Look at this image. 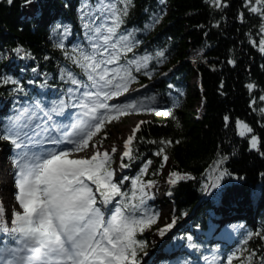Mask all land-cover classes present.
<instances>
[{
    "label": "trees",
    "instance_id": "trees-1",
    "mask_svg": "<svg viewBox=\"0 0 264 264\" xmlns=\"http://www.w3.org/2000/svg\"><path fill=\"white\" fill-rule=\"evenodd\" d=\"M32 2H42L40 10L49 18V28L35 25L31 18L23 19L25 0H14L11 5L7 0H0V77L9 75L21 80L27 95L19 94V100L25 103L35 96L29 87H41L40 82L45 80L47 87L43 89L47 93L56 90L50 100L56 99L63 91L62 68L68 67L79 73V68L67 61L57 47L61 39L53 29L58 24L72 27V34L63 41L69 50L73 44L87 43L86 29L78 11L84 0ZM161 7L166 12L162 19L155 21ZM241 11L245 13L244 21L238 18ZM52 14L57 15L53 21L50 19ZM262 21L264 17L251 12L246 0H228L222 8L213 5L211 0H163V3L161 0H133L124 25L129 30H140L135 33L143 41L136 49L137 55L147 52L156 56L158 50H165L167 59L163 64L155 59L150 62L155 74L149 77L138 73L139 83L133 86L145 89L138 96L157 97L156 101L144 100L145 104L170 109L178 105L174 108L178 122L162 114L136 113L146 123L141 125L138 139L134 141L137 158L125 168L126 179L120 183L125 192H130L144 163L152 161L142 180H167L166 199L172 205V218H177L175 226L166 229L165 235L181 227L187 219L191 225L189 229L176 232L167 247L172 254L193 264H199L202 254L212 245L224 253L225 264L226 256L234 252L239 254L233 264L246 260L249 250L253 253L252 264H262L264 258V156L260 154L264 147L253 149L252 133L241 136L238 127V121L244 120L260 138L258 144L264 145V99H261L264 97V52L258 47ZM59 31L62 32L63 28ZM18 46L23 51L16 54L13 50ZM25 52L30 55L25 56ZM128 55L131 57L132 54ZM232 59L237 61L235 65L231 63ZM34 68L36 71H32ZM43 73H48V77ZM193 76L198 80L195 90L189 85ZM81 78L86 79L83 75ZM250 83L257 87L249 88ZM141 84L144 87H140ZM13 87V84H0V110L5 106L4 98L16 95ZM12 100L9 105L17 106L16 100ZM198 101L201 107L197 111ZM226 116L229 119L226 120ZM3 120L0 114V122ZM164 139L174 143H153ZM159 147L165 148L172 161L167 174L160 171L161 166L166 167V162L162 156L156 155ZM221 156L227 158L217 166ZM124 160L129 163L127 158ZM220 168H227L231 175H226L218 187H211ZM172 171L190 173L193 178L180 179L173 185L169 180ZM184 212L188 215L185 216ZM0 217L3 216L0 214ZM225 219L242 223L239 238L229 245L209 239L205 234L214 220ZM155 227L156 224L151 228ZM148 237L138 233L140 239L149 241ZM193 243L197 247H193ZM3 246L4 234L0 231L2 256ZM146 251L147 256L141 255L144 261L148 260L147 264H162L164 259H154L159 253L153 255L148 244ZM165 261L167 264L169 258Z\"/></svg>",
    "mask_w": 264,
    "mask_h": 264
},
{
    "label": "snow or ice",
    "instance_id": "snow-or-ice-1",
    "mask_svg": "<svg viewBox=\"0 0 264 264\" xmlns=\"http://www.w3.org/2000/svg\"><path fill=\"white\" fill-rule=\"evenodd\" d=\"M31 2L25 0L26 4ZM227 2L211 0L218 8L226 6ZM7 3L11 5L14 0ZM246 3L251 12L264 17V0H246ZM132 7L133 0H84L78 11L86 29L87 43L73 44L70 50L63 41L72 34V27L58 24L53 29L61 39L57 47L63 56L79 68V73L68 67L60 70L64 84L56 99L49 100L41 94L25 103L19 100V94L27 95L21 80L9 75L0 77V84L15 86L13 99L18 110L0 124V140L10 142L17 150L13 158L14 183L18 189L15 195L22 207V211L15 210L8 219L0 217V231L4 234V255L0 257V264H147L141 253L148 255V241L138 238V233L151 228L161 216L147 204L154 195L150 189L156 181L142 180L152 161L144 163L132 190L125 192L120 183L125 177L122 174L118 177L114 167V154L119 149L115 145L110 149L103 147L104 138L109 134L105 129L109 123L135 113L162 114L178 122L174 111L178 105L172 109L153 106L143 101H156L155 95L150 98L134 95L137 89L133 84L140 79L138 73L153 76L155 69L150 62L155 59L163 64L167 56L164 49L158 50L156 56L147 52L136 54L143 43L135 35L140 30L124 27ZM165 12L161 7L155 21L162 19ZM238 18L244 21L245 13L241 11ZM259 28L258 47L264 52V21ZM13 51L19 54L23 49L18 46ZM231 63L235 65L237 61L232 59ZM43 75L48 77L49 74ZM40 86L47 87V80L40 82ZM248 87L257 85L250 83ZM114 98L121 100L117 102ZM145 123L144 120L135 123L124 142L119 161L122 168H129L131 161L137 158L134 141ZM238 124L241 136L252 133L253 149L264 147L258 144L260 138L249 124L244 120H239ZM153 143L172 145L174 141L164 139ZM260 154L264 156V151ZM156 155L162 156L164 162L169 160L164 147H159ZM124 158L129 163H125ZM226 158L221 156L217 166ZM226 175H231L228 169L220 168L211 187H218ZM189 178H193L190 173L172 171L169 180L175 185L178 180ZM176 220L173 217L171 223L156 231L164 236L165 230L172 229ZM192 246L197 247L195 243ZM238 254L227 255V264H233ZM252 260L253 253L249 250L247 259L240 264H252Z\"/></svg>",
    "mask_w": 264,
    "mask_h": 264
},
{
    "label": "rangeland",
    "instance_id": "rangeland-1",
    "mask_svg": "<svg viewBox=\"0 0 264 264\" xmlns=\"http://www.w3.org/2000/svg\"><path fill=\"white\" fill-rule=\"evenodd\" d=\"M42 2H32L31 4H26L23 8V19L31 18L34 20L35 25L42 24L43 26H46L47 28L50 27V20L44 17L42 11L40 8L42 7ZM57 15H51L50 19H54V17ZM43 21V22H42ZM50 40L52 38L50 37ZM9 56V55H8ZM17 64V61L11 66V71H13L14 66ZM163 75L170 77L169 74L164 73ZM198 80L196 76H193V78L190 80L189 85L195 90L197 86ZM137 89L136 93L134 95L138 96L141 95L145 89H139L137 86H133ZM30 90L34 91L35 96H39L41 94L46 95L48 99L55 94L56 90L51 89L50 93H47L42 87H29ZM127 95V94H125ZM13 97L10 98H4L5 106L0 110V114L2 117H4L3 122H0V124L6 122L8 120V116L11 115V112L14 111V108L16 110L18 109V105L11 107L9 104L13 101ZM24 100L27 99L26 97L23 98ZM117 102H120L121 98H114ZM201 107V102L198 101L195 109L198 111ZM77 111V110H72ZM142 118L138 117L135 114H130L128 116L122 117L118 121H113L109 123L106 127V131L109 133L107 137L104 138L103 147L111 148L112 146L118 147V152L115 153L116 163L114 164V167L117 168V176L119 177L121 174L125 177V168H122V166L119 164L121 155L120 153L124 149V142L126 141L128 135L131 134L134 124L139 122ZM238 127L240 129V126L238 124ZM240 131V130H239ZM95 139V138H94ZM17 150L8 144V141L6 140H0V171L1 170H7V168L10 170V173L7 174V176H4V178H1L2 174L0 175V181L8 183V189H1L0 190V201L1 195L3 193H7V197L9 198V206L8 205H2V208H0V214L5 218L8 219L12 216L13 211L12 207H14V210H21L22 207L20 206L19 202L17 201L15 195V191L18 189L16 188V185L14 183V176H15V170H14V164H13V158L16 154ZM172 161L169 158V160L166 162V170L162 172V174H167L169 172V168ZM125 179L121 180L125 181ZM161 180V181H160ZM156 182V185L150 189L151 192L154 193V195H151L149 199L147 200V204L149 205L150 209L152 211H158L161 213L160 219L156 223L157 227L155 228H149L146 229L143 233L148 235V248H152L153 255H157L156 253H159L157 256H154V259L157 261H161L162 264L166 263L165 259L169 258V261L167 264H190L188 261L182 259L179 255L172 254V251L170 250V247H167L169 239L174 238L176 235V232L180 231L182 228L189 229L190 228V221L188 219L181 225V227L175 228L171 233L168 235L160 236L159 233L156 231L157 228H162L167 223H170L172 220L171 216V210L172 205L168 202L166 199V192L168 189L167 186V180L161 179ZM118 201V200H117ZM107 207H112V205H108ZM214 211H217L215 209ZM242 227V223L238 222H229V220H220V221H213L211 229L205 233L206 236L209 239H216L217 242H222L224 244H233L232 242L237 240L239 238L238 234L240 232V229ZM3 233V232H2ZM155 244L157 246H155ZM224 253L219 249V247L212 245L208 247L204 254H202V258L200 260L201 264H221L223 259ZM0 257L1 254H0ZM146 261V260H145ZM148 262V260L146 261ZM225 264V261L223 262Z\"/></svg>",
    "mask_w": 264,
    "mask_h": 264
},
{
    "label": "bare ground",
    "instance_id": "bare-ground-1",
    "mask_svg": "<svg viewBox=\"0 0 264 264\" xmlns=\"http://www.w3.org/2000/svg\"><path fill=\"white\" fill-rule=\"evenodd\" d=\"M165 170H166V168L163 169V171H165ZM9 173H10V170H9L8 168H7V170H5V171H4V170H1V171H0V175L2 174L1 178H4V176H7V174H9ZM160 181H161V180H160ZM7 186H8V183H6L5 181H4V182H3V181H2V182L0 181V190H1V189H3V190L8 189ZM15 192H16V191H15ZM6 194H7V193H3V194L1 195L2 205H4V206H5V205H8V206H9V201H10V200H9V198L7 197ZM14 197H16V195H14ZM17 201H18V200H17ZM12 211H13V213H14V211H15V210H14V207H12ZM189 263H190V264H193V263L190 262V261H189ZM199 264H201V263L199 262Z\"/></svg>",
    "mask_w": 264,
    "mask_h": 264
}]
</instances>
